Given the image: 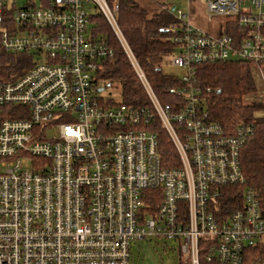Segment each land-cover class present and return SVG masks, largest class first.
<instances>
[{"label": "built area", "instance_id": "1", "mask_svg": "<svg viewBox=\"0 0 264 264\" xmlns=\"http://www.w3.org/2000/svg\"><path fill=\"white\" fill-rule=\"evenodd\" d=\"M182 1L201 4L218 24L210 33L190 11L169 8L178 21L170 63L185 74L170 90L177 102L163 104L119 26L118 0H0L3 49L34 63L0 81V264H130L132 242L150 236L176 241L190 264H264V256L246 263L247 250H264L257 190L246 188L231 210L221 200L225 188L246 182L241 150L253 127L229 133L209 121L196 83L200 65L248 62L264 103V0ZM90 4L149 107L102 97L108 86L99 75L115 50L93 35ZM157 120L178 166L161 164ZM202 239L210 241L201 255Z\"/></svg>", "mask_w": 264, "mask_h": 264}, {"label": "trees", "instance_id": "2", "mask_svg": "<svg viewBox=\"0 0 264 264\" xmlns=\"http://www.w3.org/2000/svg\"><path fill=\"white\" fill-rule=\"evenodd\" d=\"M118 6L119 26L156 95L163 104H174L178 98L172 95L170 90L180 85L178 77L164 73L151 59L172 56L176 52L173 28L178 21L165 4L154 11L137 0H118ZM90 23H95L92 31L95 38L106 37L115 50V57L104 62V71L99 75L104 86L115 89L122 103L149 107L148 98L105 18L96 13L91 17ZM3 28V25L0 26V81L8 82L24 75L34 63L29 55L10 54L3 49ZM196 83L206 97L203 109L209 121L220 124L229 133H234L240 123H247L253 127L252 137L241 150L242 172L246 182L242 186L225 188L221 197V200H224L223 210L241 206L244 190L254 187L259 194L264 215V118L255 117L257 111L264 109V103L245 101L251 94L257 92L258 85L253 68L244 61L200 65L197 67ZM109 103L115 105L117 101L109 100ZM152 131L157 135L161 164L164 167L178 166L176 150L158 120L154 122ZM209 241L201 240L200 247L203 248L201 255ZM246 255L248 263L257 256H264V250L250 249ZM180 264L190 263L183 261Z\"/></svg>", "mask_w": 264, "mask_h": 264}, {"label": "rangeland", "instance_id": "3", "mask_svg": "<svg viewBox=\"0 0 264 264\" xmlns=\"http://www.w3.org/2000/svg\"><path fill=\"white\" fill-rule=\"evenodd\" d=\"M138 2L145 6L149 7L152 11L157 10L160 5L163 3H171V5H176L178 8H181L184 12L190 11L194 15V23L201 27L203 30L212 33L213 26H216L218 22H208L205 8L201 4L192 3L190 7L183 2L182 0H155L150 2V0H137ZM157 8V9H155ZM86 9L89 12H92L91 16L96 15L95 8L93 5H87ZM95 23H89L90 29L93 31L95 28ZM110 29V28H109ZM213 33H219L216 29ZM175 54V53H174ZM173 58L172 56H163L156 57L151 59L153 63L159 65L163 72L172 76L181 78L184 76V71L176 66L171 65L170 61ZM44 61V58L41 59ZM145 72V71H144ZM258 77H261L258 75ZM255 78L257 75L255 74ZM257 81V92L251 94L245 101L248 102H259L258 92L262 84L261 80ZM115 89H107L102 93L104 99L111 98L113 95H117ZM255 117L264 118V109L257 111ZM49 138L55 137V131L49 132ZM1 170V169H0ZM1 172V171H0ZM182 261L179 251V244L174 240H166L160 236H150L143 241L132 242L131 244V258L130 264H180Z\"/></svg>", "mask_w": 264, "mask_h": 264}, {"label": "crops", "instance_id": "4", "mask_svg": "<svg viewBox=\"0 0 264 264\" xmlns=\"http://www.w3.org/2000/svg\"><path fill=\"white\" fill-rule=\"evenodd\" d=\"M163 4L167 5V7L169 6L168 8H170L171 6H173V5H171V3H163Z\"/></svg>", "mask_w": 264, "mask_h": 264}, {"label": "water", "instance_id": "5", "mask_svg": "<svg viewBox=\"0 0 264 264\" xmlns=\"http://www.w3.org/2000/svg\"><path fill=\"white\" fill-rule=\"evenodd\" d=\"M173 10H174V8H173ZM105 91V88H101L100 90H99V92H104Z\"/></svg>", "mask_w": 264, "mask_h": 264}]
</instances>
